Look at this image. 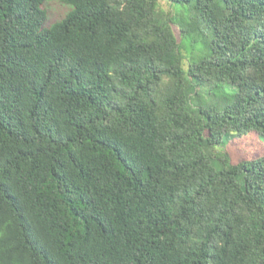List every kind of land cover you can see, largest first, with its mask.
Returning <instances> with one entry per match:
<instances>
[{"label":"trees","instance_id":"16d2710c","mask_svg":"<svg viewBox=\"0 0 264 264\" xmlns=\"http://www.w3.org/2000/svg\"><path fill=\"white\" fill-rule=\"evenodd\" d=\"M0 0V264H264V0Z\"/></svg>","mask_w":264,"mask_h":264},{"label":"rangeland","instance_id":"374dc122","mask_svg":"<svg viewBox=\"0 0 264 264\" xmlns=\"http://www.w3.org/2000/svg\"><path fill=\"white\" fill-rule=\"evenodd\" d=\"M163 8H167V4L163 0H159ZM47 11L46 25L61 19L68 12L69 6L59 0H50L44 4ZM218 150L226 151L231 163H236L241 159L249 160L264 154V138L258 136L255 132L247 133L242 136H233L227 143Z\"/></svg>","mask_w":264,"mask_h":264}]
</instances>
